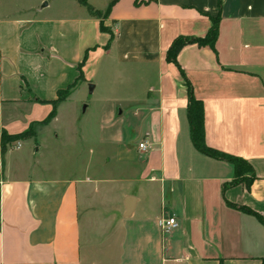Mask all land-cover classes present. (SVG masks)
Masks as SVG:
<instances>
[{
  "label": "crops",
  "instance_id": "1",
  "mask_svg": "<svg viewBox=\"0 0 264 264\" xmlns=\"http://www.w3.org/2000/svg\"><path fill=\"white\" fill-rule=\"evenodd\" d=\"M218 16L216 51L168 62ZM181 70L206 145L247 161L249 187L194 146ZM0 128L34 131L6 150L0 134V264H263L264 0H0ZM98 193L119 212L92 217Z\"/></svg>",
  "mask_w": 264,
  "mask_h": 264
},
{
  "label": "trees",
  "instance_id": "2",
  "mask_svg": "<svg viewBox=\"0 0 264 264\" xmlns=\"http://www.w3.org/2000/svg\"><path fill=\"white\" fill-rule=\"evenodd\" d=\"M114 4L115 2H113L110 5V7L105 13H96V15H98L99 17H104V19L108 18ZM212 22H213V26L205 38H198V39L179 38L175 40L168 52V56H167L168 62L178 66L177 64L178 53L187 44H197L201 47H210L212 50L216 51V43L219 36V28H220V17L218 16L216 18H213ZM101 31L103 33L109 34L111 37L108 45L106 46V48L109 49L112 42L114 41V36L110 30L104 27V24H101ZM86 60H87V56L85 57L83 64L79 67L80 70L79 80L83 79L82 67L85 64ZM181 74L184 79V85L186 86L189 93L188 119L191 128V138L194 146L199 152H201L205 156L211 159L228 162L234 166L235 179L228 186L245 184L246 186L249 187L255 179V174L252 166L247 161L238 157L230 156L222 152L216 151L214 149L209 148L206 145L203 103L194 97L192 86L182 70H181ZM69 92L70 89L60 92L58 96V100L56 102H53L52 104L56 107L59 103L65 101L67 96H69ZM54 116L55 113H53L49 117V119L45 122V124L49 123V121ZM33 133L34 131L31 129L28 133L11 136L8 135L4 130H1L0 128L3 150H6L9 145L15 142H19L31 138L33 136ZM263 264H264V260H263Z\"/></svg>",
  "mask_w": 264,
  "mask_h": 264
},
{
  "label": "rangeland",
  "instance_id": "3",
  "mask_svg": "<svg viewBox=\"0 0 264 264\" xmlns=\"http://www.w3.org/2000/svg\"><path fill=\"white\" fill-rule=\"evenodd\" d=\"M102 19H104V17H102ZM102 81L109 83L108 78H102ZM91 85L93 86L94 84L91 83L89 86H91ZM103 86L104 87L106 86V88L102 89L101 91H98L96 97L93 96V95L90 96L88 94V96H86L87 97V101L91 102V100H93L94 98H99V99L102 98L103 99V98L109 97L110 96V89H109L108 85L105 83ZM89 89H90V87H89ZM28 132H26V133H28ZM136 143H139V142L136 141ZM105 195L107 197L104 196L103 193H100V194L98 193L95 196H93V198L99 199L100 197H102V199L99 200V201H97L91 207L90 210H91V216L92 217H95V218H100L101 217V218H104V219L105 218H108L109 219V216H113V215H115V214H117L119 212L120 206L119 205H117V206L114 205V203H113L114 200H112V198H109V196H110L109 193H107ZM95 224L98 227L100 225L99 222H97Z\"/></svg>",
  "mask_w": 264,
  "mask_h": 264
},
{
  "label": "built area",
  "instance_id": "4",
  "mask_svg": "<svg viewBox=\"0 0 264 264\" xmlns=\"http://www.w3.org/2000/svg\"><path fill=\"white\" fill-rule=\"evenodd\" d=\"M139 150L141 153L146 154L151 150V146L148 141H144L139 145ZM159 228L165 233H171L175 231L179 224L176 217L161 218L158 221Z\"/></svg>",
  "mask_w": 264,
  "mask_h": 264
},
{
  "label": "water",
  "instance_id": "5",
  "mask_svg": "<svg viewBox=\"0 0 264 264\" xmlns=\"http://www.w3.org/2000/svg\"><path fill=\"white\" fill-rule=\"evenodd\" d=\"M134 203H135V199L134 198H127L126 202H125V207H126V215L130 216L133 209H134Z\"/></svg>",
  "mask_w": 264,
  "mask_h": 264
}]
</instances>
